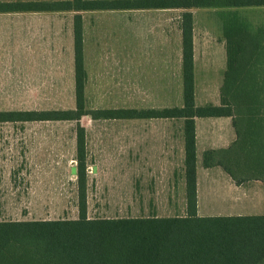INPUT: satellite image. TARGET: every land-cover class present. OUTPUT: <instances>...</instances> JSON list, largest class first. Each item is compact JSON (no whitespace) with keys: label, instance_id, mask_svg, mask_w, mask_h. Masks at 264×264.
<instances>
[{"label":"rangeland","instance_id":"374dc122","mask_svg":"<svg viewBox=\"0 0 264 264\" xmlns=\"http://www.w3.org/2000/svg\"><path fill=\"white\" fill-rule=\"evenodd\" d=\"M181 11L82 13L89 109L182 106ZM191 11L198 66L196 104L219 105L226 70L225 39L215 9ZM240 13L254 27L264 26V7L241 9ZM74 15V12L0 13V111L75 108ZM201 120L197 152L200 213L263 214L262 181L243 182L234 199L228 196L229 179L234 180L227 172L220 166H203V153L208 146L219 147L216 150L228 148L236 140V134L228 118L220 119L219 132L216 127L207 126L217 122L216 118ZM81 124L87 131L88 211L92 217L138 215L137 210L143 206L131 204L133 185L160 176L144 171L172 167L179 175L184 168L182 143L170 124L166 138L155 135L157 125L135 124L126 119L83 117ZM75 127L74 121L0 123V221L78 216L76 177L72 172ZM209 130L215 133L210 134ZM222 130L228 134L231 131L229 140L223 138L228 134ZM162 172L161 176H166V171ZM156 208L144 206L147 215L156 212Z\"/></svg>","mask_w":264,"mask_h":264},{"label":"trees","instance_id":"16d2710c","mask_svg":"<svg viewBox=\"0 0 264 264\" xmlns=\"http://www.w3.org/2000/svg\"><path fill=\"white\" fill-rule=\"evenodd\" d=\"M264 0H19L0 1V13L74 12L75 108L0 111V122L74 121L76 219L0 221V264H264V215L199 216L196 118L227 117L236 140L203 153L205 168L222 167L238 184L264 183V26L241 9ZM180 9L183 105L163 109L87 106L83 12ZM215 9L226 45L220 104L197 106L194 14ZM93 120L182 119L186 214L176 217L89 218L87 131Z\"/></svg>","mask_w":264,"mask_h":264},{"label":"crops","instance_id":"0c3cea01","mask_svg":"<svg viewBox=\"0 0 264 264\" xmlns=\"http://www.w3.org/2000/svg\"><path fill=\"white\" fill-rule=\"evenodd\" d=\"M162 10H167V9H162ZM115 11H121V10H115ZM122 11H126V10H122ZM82 16H83V14H82ZM180 16H181V14H180ZM83 21H84V18H83ZM180 24H181V22H180ZM180 34H181V36L179 39V51H180L179 69H180V74H181V78H182V32H181V29H180ZM135 58H136V55H135V51H134L133 59H135ZM85 66H86V61H85ZM197 67L198 66H197L196 37H195V26H194V73L197 70ZM86 70H87V67H86ZM87 73H88V71H87ZM87 83H88V81H87ZM86 86H87V84H86ZM195 87L197 88V85ZM196 92H197V90H196ZM182 95H183V78H182ZM135 109H137V108H135ZM4 111H10V110H4ZM19 111H25V110H19ZM211 118H215V117H211ZM221 118H227V117L216 118L218 121L215 122L214 124L207 125L208 129H211L212 127H216L217 132L221 131L217 127V125L218 126L221 125V122H222V120H220ZM114 120H120V119H114ZM126 120L133 121V122H135V124L136 123L137 124H145V125L152 124L155 126L156 125L159 126V129H157L155 131V135L159 136L161 138L167 137L169 124H170L171 128L174 126L175 127L174 133H176L175 136H177V138H179L181 143H182V153L184 156V137H183L184 123H183L182 119H164V118L146 119V118H142V119H126ZM18 122H24V121H15V123H18ZM200 122H202V120L200 121V118H196L197 152H198V149L200 147L199 146V124H200ZM228 122L230 123L229 125L232 126L231 118H228ZM10 123H13V122H10ZM161 125H164L165 128L162 129ZM232 129H233V127H232ZM210 131L211 130H209L208 132H210ZM222 131H223V133H227L225 130H222ZM214 133L215 132H210V134H214ZM231 134L232 133L229 130L228 136L226 137L225 135H223V138H227L229 140V137L231 136ZM133 135L135 136L136 134L133 133ZM224 140L226 141V139H224ZM222 147H221V149L226 148L225 146H222ZM207 148L208 149H206L205 151L215 149V148H219V147L208 146ZM197 159H198V155H197ZM183 161H184V159H183ZM162 170L166 171V172H164V174L166 176H161V173H163ZM144 173L145 174L151 173V175H160V176H151L148 180L145 178L144 181L141 183L139 181L135 182V184L133 185L134 192L131 196V204L133 202V204L139 205V207L143 206V209L139 208L137 210L139 213L138 215H135V216L130 215L128 217H130V218H141V217H153V216H155V217L184 216L186 214V192H185L186 188H185L184 168L182 169V171L180 172L179 175H178L177 171L175 169H173L172 167L165 168V169L155 168V169H151L150 172H148V170H145ZM229 180L230 181L228 182V187H229L228 189L230 191H229L228 196L231 195L234 199H236L237 198L236 191L240 190V188H242V184L237 185L236 183H233L234 181H232L231 179H229ZM142 186H143V188H142ZM88 188H89V186H88ZM197 199H198V215L199 216H209V215H203L200 213L201 193H200L199 184L197 185ZM76 200H77V197H76ZM233 201H235V200H233ZM87 205H90L89 193L87 195ZM144 206L145 207L157 206L156 212L153 210L151 215H147L145 213ZM179 208H180V210H179ZM180 211L183 213H178ZM237 215H241V214H237ZM246 215H264V213L263 214H246ZM88 217L89 218H97V217L90 216L89 211H88ZM76 218H72V219H76ZM101 218H105V217H101ZM38 220H51V219H38ZM12 221H25V220L17 219V220H12Z\"/></svg>","mask_w":264,"mask_h":264}]
</instances>
